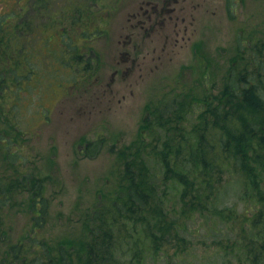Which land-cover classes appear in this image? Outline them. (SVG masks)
Listing matches in <instances>:
<instances>
[{"label":"rangeland","instance_id":"obj_1","mask_svg":"<svg viewBox=\"0 0 264 264\" xmlns=\"http://www.w3.org/2000/svg\"><path fill=\"white\" fill-rule=\"evenodd\" d=\"M42 3L0 0V72H15L7 73L4 90L21 98L28 88L20 106L12 91L0 102V264L20 244L28 251L7 264H34L37 256L48 264L44 252L57 264L62 253L66 264L125 261L149 241L133 229L134 218L115 220L105 207L120 193L127 162L156 169L147 154L158 142H141L144 118L176 105L187 112L186 131L201 132L200 114L233 82L239 53L249 67L262 54L254 45L264 41V0H44V13ZM142 4L163 25L138 38L134 17ZM29 65L36 71L23 76ZM13 101L21 116L11 113ZM21 129L27 141L19 140ZM90 142L98 143L97 153ZM36 194L46 203L38 231ZM253 194L244 176L233 174L217 204L253 212L246 201ZM171 200H178L176 191ZM198 222L188 236L195 244L188 264L212 257V239L203 237L210 222ZM149 257L142 256L146 264H174Z\"/></svg>","mask_w":264,"mask_h":264},{"label":"trees","instance_id":"obj_2","mask_svg":"<svg viewBox=\"0 0 264 264\" xmlns=\"http://www.w3.org/2000/svg\"><path fill=\"white\" fill-rule=\"evenodd\" d=\"M40 1L43 11L46 10L44 0ZM16 30L19 35L21 30L17 27ZM254 48L262 54L249 67L243 65L246 58L239 53L236 61L240 68L233 82L222 91L218 104H206L199 117L204 120L201 132L195 130L193 135V130L186 131L187 112L175 109L176 105L167 104L144 118L141 142H158L147 154L148 163L156 169L140 160L139 165L127 162L120 193L105 208L118 215L115 220L134 218L133 229H139L149 243L137 246L128 260L111 258L108 264H146L144 254L157 263L164 259L168 263L188 264L183 260L195 247L188 236L191 237L199 218L210 222L198 230L203 228V237L212 239V257H208L206 264H225V259L233 261L232 264H264V41H257ZM6 72V68L0 72L2 85ZM90 145L97 153L98 143ZM233 174L244 176L245 189L254 193L251 198L247 195L246 201L255 211L241 213L236 207L219 208L220 193L227 177ZM168 190L171 197L176 191L177 201L171 197L167 200ZM1 193L5 190H0ZM38 197L41 196L36 194L35 199ZM34 209L44 212L46 203L39 206L36 201ZM45 215L36 217V228L42 227ZM114 219L110 220L113 224ZM110 221H102L101 226L110 225ZM109 234L105 233V240ZM27 251L22 244L13 246L6 252V264L10 257L19 259ZM43 255L48 256V264H57L49 252ZM69 259L62 253L63 264ZM31 262L41 264L43 258L37 256ZM85 264L100 263L92 260Z\"/></svg>","mask_w":264,"mask_h":264},{"label":"flooded vegetation","instance_id":"obj_3","mask_svg":"<svg viewBox=\"0 0 264 264\" xmlns=\"http://www.w3.org/2000/svg\"><path fill=\"white\" fill-rule=\"evenodd\" d=\"M173 4V3H172ZM171 5V4H170ZM40 8L42 9V6H40ZM43 10V9H42ZM43 13H44V11H43ZM166 13V12H165ZM135 25H134V29H135V32H137L138 33V38H143V37H145L146 35H149V34H151V33H153L155 30H156V28H157V26L160 24V25H163V23L162 22H159V21H157L155 18H157V11H155L154 9H145V7L143 6V4L141 5V7H140V9H139V11L137 12V14L135 15ZM138 43L139 42H137V44L135 45V47H136V49H134L135 51H137L138 50ZM9 49V48H8ZM7 49V50H8ZM8 67V66H7ZM29 69L27 70V73H25V74H27V76L28 77H30V69L32 68V66L31 65H29V67H28ZM6 71L10 74V76H12L13 75V71L12 70H9V69H7L6 68ZM7 72H6V76H7ZM1 88H3L2 90H1ZM10 91H12V92H14V89L13 88H8V87H6L5 86V90H4V85H0V102H1V100H2V98L3 97H5V96H8L9 95V92ZM28 90H27V88L26 87H24L23 88V95L21 96V98L20 99H22V103H23V97H24V94H25V92H27ZM14 102V101H13ZM17 102V104L18 105H16L15 104V106H20V103H19V101H16ZM7 108H8V106H7ZM10 110L12 111L11 113L12 114H14L15 116H21L22 115V113H23V111H24V109L23 108H21V110H20V112H17V114H15L16 112L14 111V104H12L11 106H10ZM45 108V107H44ZM9 110V111H10ZM41 119H42V117H41ZM10 129V130H9ZM7 128V130L9 131V132H14V130H13V127L10 125V128ZM24 129V128H23ZM17 134V136H18V138H19V140L22 142V141H27L26 140V133L24 132V130H18V132L16 133ZM13 140H15V139H13ZM90 144H93V142H90L88 145H87V147H89L90 146ZM100 148V147H99ZM99 148H98V151H99ZM13 156H14V153L12 154ZM38 212H39V214H38V216H40L41 215V212H42V215L44 216V212H43V210H37ZM42 215L40 216V217H42Z\"/></svg>","mask_w":264,"mask_h":264}]
</instances>
